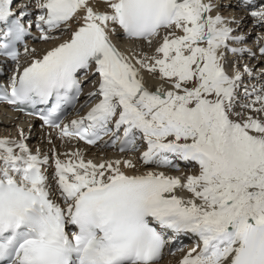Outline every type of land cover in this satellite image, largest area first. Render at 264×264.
<instances>
[{
  "label": "snow or ice",
  "instance_id": "snow-or-ice-1",
  "mask_svg": "<svg viewBox=\"0 0 264 264\" xmlns=\"http://www.w3.org/2000/svg\"><path fill=\"white\" fill-rule=\"evenodd\" d=\"M245 55L264 62V0H0V105L48 145L0 138V264H264V63Z\"/></svg>",
  "mask_w": 264,
  "mask_h": 264
},
{
  "label": "bare ground",
  "instance_id": "bare-ground-1",
  "mask_svg": "<svg viewBox=\"0 0 264 264\" xmlns=\"http://www.w3.org/2000/svg\"><path fill=\"white\" fill-rule=\"evenodd\" d=\"M16 11H18V9ZM222 14L225 16H228L231 13L228 11H225ZM239 15L244 16L245 20L249 19L246 16V14H244V13H240ZM247 28L248 29L251 28L250 23H248L245 26V31ZM117 43H118V46H120L123 51H126V53L128 51H130L132 48L137 47V45L126 44V43H123L120 41H117ZM31 47H35L38 50L43 51V50L47 49L49 47V45L44 44V43H35V44H32L30 46V48ZM145 50H147V49H145ZM22 61H23V58H22ZM239 63H240L241 68L243 67V65H245V62H243V63L239 62ZM261 63L262 62L254 59V63L249 64V67H253L255 70H258V67ZM229 72L231 73V68H230ZM146 79L148 80V83L150 86H152L153 88L156 86L157 81L152 80L151 78H149L147 76H146ZM245 81L248 82L247 77H245ZM251 83H257V81L253 80ZM92 90H90V91H92ZM83 99L81 100V102H83ZM8 115H9L8 113H6V115H5L4 113L0 112V138H4V137L14 138L17 135V129L20 127H23L25 134L29 137V141H28L29 146L31 148H33V150H35L37 147H41V148H43L44 151H47V148H48L47 132L45 133V132L39 131L36 124H34V123L32 125L28 124V126H25L27 123L23 124L21 122L22 120L20 121V119H15V117L13 118V116H12V118H9ZM30 127H31V131L29 130ZM56 143H57V145H59L60 141H57ZM82 150H84L86 153V159H94L97 162H99L101 159H104V158H109V159L121 158V154H119L118 150L107 149V150L101 151L97 148H86V149H82ZM184 171L187 172V170H185V169H184ZM181 174L182 173H178V172L177 173H173V172L168 173V175H181ZM181 257L182 256H178V257L170 256L166 253L163 260H162V264H177L178 260Z\"/></svg>",
  "mask_w": 264,
  "mask_h": 264
},
{
  "label": "rangeland",
  "instance_id": "rangeland-1",
  "mask_svg": "<svg viewBox=\"0 0 264 264\" xmlns=\"http://www.w3.org/2000/svg\"><path fill=\"white\" fill-rule=\"evenodd\" d=\"M10 134V133H9Z\"/></svg>",
  "mask_w": 264,
  "mask_h": 264
}]
</instances>
